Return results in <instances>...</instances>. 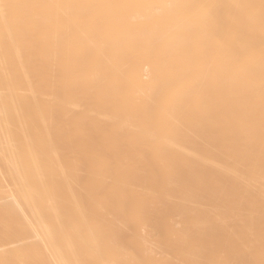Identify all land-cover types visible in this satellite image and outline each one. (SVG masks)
<instances>
[{
  "label": "bare ground",
  "instance_id": "bare-ground-1",
  "mask_svg": "<svg viewBox=\"0 0 264 264\" xmlns=\"http://www.w3.org/2000/svg\"><path fill=\"white\" fill-rule=\"evenodd\" d=\"M207 260L264 264V0H0V264Z\"/></svg>",
  "mask_w": 264,
  "mask_h": 264
},
{
  "label": "rangeland",
  "instance_id": "rangeland-1",
  "mask_svg": "<svg viewBox=\"0 0 264 264\" xmlns=\"http://www.w3.org/2000/svg\"><path fill=\"white\" fill-rule=\"evenodd\" d=\"M91 163V159H90V157L88 156V155H83V157H82V160H81V166H83V167H86V166H88L89 164ZM139 175H144L143 173H140ZM152 185H155L154 183L152 184ZM139 223H137L136 225V229L133 231V233H132V235H130L129 237H127L126 238V241L127 242H129V243H133L138 237H140L141 235H142V233L143 232H145V229H144V227H143V225L142 224H139ZM142 228H143V230H142ZM140 230H142L143 232L142 233H140L141 231ZM129 240V241H128ZM149 243V242H148ZM148 243H147V246H150V243H149V245H148ZM249 257L251 258L252 257V255H253V252H250L249 253ZM209 260H207L205 263L206 264H209Z\"/></svg>",
  "mask_w": 264,
  "mask_h": 264
}]
</instances>
